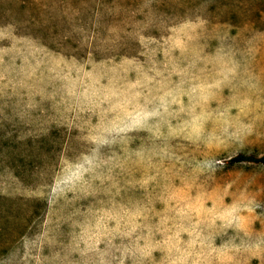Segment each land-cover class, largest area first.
<instances>
[{
	"label": "rangeland",
	"instance_id": "obj_1",
	"mask_svg": "<svg viewBox=\"0 0 264 264\" xmlns=\"http://www.w3.org/2000/svg\"><path fill=\"white\" fill-rule=\"evenodd\" d=\"M264 0H0V264H264Z\"/></svg>",
	"mask_w": 264,
	"mask_h": 264
},
{
	"label": "trees",
	"instance_id": "obj_2",
	"mask_svg": "<svg viewBox=\"0 0 264 264\" xmlns=\"http://www.w3.org/2000/svg\"><path fill=\"white\" fill-rule=\"evenodd\" d=\"M244 161H258L264 163V155L260 158L253 157V156H247V155H238L235 158L231 160V162H244Z\"/></svg>",
	"mask_w": 264,
	"mask_h": 264
}]
</instances>
